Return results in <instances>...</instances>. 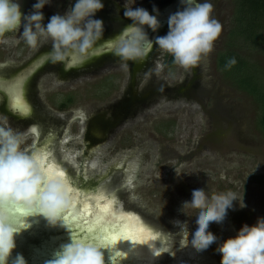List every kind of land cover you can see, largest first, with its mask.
<instances>
[{
    "label": "rangeland",
    "instance_id": "rangeland-1",
    "mask_svg": "<svg viewBox=\"0 0 264 264\" xmlns=\"http://www.w3.org/2000/svg\"><path fill=\"white\" fill-rule=\"evenodd\" d=\"M174 1L103 0L104 8L95 18L104 22L102 38L108 40L104 42H113L131 23L124 18L125 8L142 7L152 13L155 6L160 12ZM74 2L51 0L42 10L44 24L51 16L70 10ZM207 2L213 5L212 17L221 23L222 31L212 50L195 67L165 64L163 68L158 63L157 78L148 83L146 77L132 91L130 62L119 57L105 56L67 72L63 64L47 62L26 88V97L41 100L52 114L56 113L53 120L61 117L60 123L53 122L61 133L53 144V157L67 173L73 193L89 196L106 188L100 196L107 200L106 195L118 198L115 211L138 215L156 236L159 234V243L167 249L156 264H220L221 255L216 251L219 244L235 237L243 225L253 226L258 218H264V136L255 126L256 108L245 93L223 79L217 66L216 56L228 49L235 0ZM160 32L164 36L168 28ZM21 33H6L0 38V77L4 81L51 51L50 40L32 48L20 38ZM250 35H232L230 44H248L244 39ZM260 49H255L251 60L240 57V71L229 68L226 75L237 81L247 80L250 75L253 84H264V51ZM151 52L149 58L162 53L167 62V53L158 47ZM65 96L73 99L72 104L57 112V104ZM2 101L0 97V125L22 133L25 139L21 148L30 154L35 141L27 131L11 125L22 122L3 112ZM94 122H99L97 134L92 131ZM103 127L104 138L98 133ZM195 188H203L209 196L227 191L244 193L246 207L230 210L223 223L210 225L209 231L218 240L206 251L197 253L189 246L190 254L184 255V250L177 253L182 235L170 221L187 220L191 228L194 210L182 208V204L191 199ZM168 234L171 235L165 242L162 237ZM148 236L142 237L147 239L143 249L154 252L155 242L151 239V243ZM175 253L181 259L174 260ZM170 254L174 256L166 261ZM156 255L157 252L153 259Z\"/></svg>",
    "mask_w": 264,
    "mask_h": 264
},
{
    "label": "clouds",
    "instance_id": "clouds-1",
    "mask_svg": "<svg viewBox=\"0 0 264 264\" xmlns=\"http://www.w3.org/2000/svg\"><path fill=\"white\" fill-rule=\"evenodd\" d=\"M50 4L51 0H36L32 11L25 15L19 0H0V38L22 28L20 38L32 48L50 40L48 59L54 65L63 64L66 72L71 71L91 58L103 36L104 22L95 17L103 10L104 3L103 0H75L70 10L51 16L45 25L42 10ZM212 12L213 5L207 0H180V9L168 18L167 34L150 38L148 30L156 33L161 27L158 9L153 6L149 13L142 7L125 8L124 18L131 23L124 28L114 55L125 62H139L146 59L153 47H158L181 67H195L212 50L222 31L221 23L212 17ZM73 58L78 63H73ZM235 62L234 58L230 59L226 67ZM32 132H36L34 127ZM24 139L11 126L0 125V264H10V261L26 264L22 255L12 259L15 236L21 229L13 217L39 216L48 225L56 226L72 204L65 179L59 175L49 177L46 169L50 165L46 166V159L21 148ZM237 207L241 210L246 207L244 193L227 191L209 196L203 188H195L191 199L182 204V208L194 210L191 228L187 220L176 219L170 223L182 235L181 247L190 246L200 253L218 240L209 231L210 225L223 223L228 212ZM170 235L162 239L167 242ZM102 249L70 236V243L61 247L52 264H105ZM216 251L221 255L220 264H264V218H258L253 226L243 225L235 237L220 243Z\"/></svg>",
    "mask_w": 264,
    "mask_h": 264
},
{
    "label": "flooded vegetation",
    "instance_id": "flooded-vegetation-1",
    "mask_svg": "<svg viewBox=\"0 0 264 264\" xmlns=\"http://www.w3.org/2000/svg\"><path fill=\"white\" fill-rule=\"evenodd\" d=\"M25 2L26 3H24L25 4L24 5L23 0L22 1L19 0L22 13L27 15L32 11V6L36 3V0H25ZM164 8L161 9V12L163 11ZM167 28H168V24L165 27H163V31H164V29L166 31ZM22 30L23 29L21 28L19 30V32H21ZM122 32H121V34H122ZM17 33L18 32H16V34ZM165 33L167 34V32H165ZM13 34H15V33H13ZM121 34H120V36L115 38V40L113 42H106L105 43L104 41H108V40H104L105 39L104 37L101 38L97 42V44L95 45V48H94L93 53L91 55V58L86 63H84L83 65L92 63L93 60H100L101 58H103L105 56L111 55L113 57H117L116 55H114V51H112V50H114L115 46L118 44V42H119L118 39H120ZM155 36H161V32H159V34H157V32L153 33V38ZM102 39H103V41H102ZM109 40H112V39H109ZM150 53H152V52H150ZM161 54H160V57L156 56V57H154V59H153V57L149 58V56H150L149 55L143 61H139V62L129 61L130 62V69H131V74L129 76V85L133 89L132 91L135 90V87H136L135 84L137 82L141 83V81H143L146 77H148V80H147L148 83H151L152 81H154L155 78H157L156 73L158 71V63H160V65H162L163 68H165V64L167 65V67H172L170 65V63L173 60V57L171 55L167 54V56H166L167 62H165L163 60L165 57L162 56ZM47 62H51V61L48 59V54H45L41 58L33 61L32 64L30 63V65L25 67V69H22L21 72L19 74H17L16 76H14L11 80L4 81V78L0 77V97L3 98V101H4V102L2 101V107L1 108H2L3 112L6 115H8L9 117L22 122V123H20V125L11 123V125L13 127L20 128V130L22 132L27 131L28 134L30 135L31 139H33L35 141L31 147V149L29 150L30 154H36V155L40 154L42 156H45L46 157V166L50 165V166L55 167L58 170L60 169L61 171H63L65 173V178L67 179V173L59 164H57V162H56L57 160L53 157L54 153L52 150L54 142L61 138V133L56 131V126L55 127L53 126V124H54L53 122L60 123L61 120H59L58 118H61V117H57V119L53 120L56 113L53 112V114H52L51 113L52 111L47 109V106L41 103L42 102L41 100L33 98V97H26L27 96V92H26L27 83L30 81V79H32V77L35 75V73H37V71L40 68H42L44 66V64ZM173 63H174V65H176L174 60H173ZM83 65H78L77 67L83 66ZM30 70H33V71L28 73ZM108 80H110V79H108ZM13 83H16V85H14L13 88L10 87L9 89H6L4 87V85H6V84L8 86H10ZM21 85H22V90H23V96H24L27 104L30 106L31 112L28 114V116H25V117H23V116L18 117V115L12 116L10 114V111H13L12 108L14 107L13 98H14L15 93L18 91V89ZM70 98L71 97H69V96H65L57 104L56 111L57 112H59V111L63 112L65 110H67V108L72 104V101H73V99L71 98V100H70ZM17 113H19V112H17ZM97 124L99 125V122H94V125L92 126V131L95 134H97L96 133L97 132L96 131ZM33 127H35L37 129L36 132H32ZM105 131H106L105 127H103V129H98L99 134H103V133H105ZM54 134H56L55 136H58V138L55 139V137H53ZM105 136H106V134L102 135L103 138ZM99 138H101V137H99ZM103 138H101V139L103 140ZM104 190L102 193L97 194V195H92V196L97 197V196L102 195L103 193H106ZM72 194H74V193H72ZM106 197L108 199H110L111 201H113L112 204H113L114 210H115V204H116L118 198H115V197L109 198L107 195H106ZM115 212L117 213V212H123V211H115ZM133 216H137L140 219V221L142 222L141 225L144 226V228L148 234L155 235V231L150 226L146 225L145 222L138 215H133ZM156 234H157V236L156 235L155 236L157 238L155 239L154 246L157 249V255H156L157 257H155L154 262L152 264L157 263L158 256H160V254L163 252V251H161V249L164 248V246H162L159 243L158 233H156ZM182 250H184V252H186V253H184V255L190 254L189 252H187L188 251L187 247H181V246H180L177 253H179V251H180V253H182ZM170 256H174V255L173 254L167 255L166 261L170 258ZM175 257L177 258V254L174 256V258ZM180 257H181V255H180ZM176 258L174 260H176ZM162 261H164V260H159V263Z\"/></svg>",
    "mask_w": 264,
    "mask_h": 264
},
{
    "label": "snow or ice",
    "instance_id": "snow-or-ice-1",
    "mask_svg": "<svg viewBox=\"0 0 264 264\" xmlns=\"http://www.w3.org/2000/svg\"><path fill=\"white\" fill-rule=\"evenodd\" d=\"M72 62L78 63V60L73 58ZM13 105L14 109L22 114H29L31 112V108L27 104L23 96L22 85L14 95ZM37 156L46 159L45 156H42L40 154H37ZM46 174L49 177L56 175L61 176L65 179L69 187L71 194L70 198L72 201V210L65 214L62 217V220L72 222V224L76 228L74 238H76L77 240L91 242L98 247L106 249L115 245L118 241L121 240L136 243L144 233L145 230L143 228H137L133 225L125 224L124 222L128 219L127 217H116L114 214H112L110 212V209L113 201L107 200L103 196L95 197L94 202L86 203L83 208H77V204L79 202V194H72L73 189L69 186V182L65 178V173L53 166H50L46 169ZM93 208H96L99 211L98 216H93ZM13 221L14 223H18L16 217H13ZM81 223L84 225V227L82 228L79 226ZM148 239L155 240L156 236L149 234ZM143 242L147 241L144 240Z\"/></svg>",
    "mask_w": 264,
    "mask_h": 264
},
{
    "label": "trees",
    "instance_id": "trees-1",
    "mask_svg": "<svg viewBox=\"0 0 264 264\" xmlns=\"http://www.w3.org/2000/svg\"><path fill=\"white\" fill-rule=\"evenodd\" d=\"M234 4L233 28L229 34L228 43L226 42L228 49L221 51L216 56L217 66L224 80L239 92L245 93L251 99L257 112L255 126L258 132L264 136V84H258L256 82L253 84L250 75H247L249 76L247 80L242 79L239 81L235 80L232 76L226 75V71L229 68H233L234 71H240L243 64L237 67V61L241 59L240 57L243 60H251V55L252 57L255 55L256 48L260 47V50L264 51V0H240V2L239 0H235ZM235 34L238 37H241L243 34H251L247 40L244 39L248 44L241 45L239 42V47H237V44L233 47L230 44V38ZM243 56H246V58H243ZM233 58L236 61L235 64L231 67H226L228 61ZM170 65H174L173 60Z\"/></svg>",
    "mask_w": 264,
    "mask_h": 264
},
{
    "label": "water",
    "instance_id": "water-1",
    "mask_svg": "<svg viewBox=\"0 0 264 264\" xmlns=\"http://www.w3.org/2000/svg\"><path fill=\"white\" fill-rule=\"evenodd\" d=\"M178 8H180V0H175L174 3L166 6L162 12H168L170 16L171 14L175 13ZM159 22L161 27L159 28L158 33L160 32L161 28L165 27L168 24L166 22V19L159 20ZM148 34L149 37H152L153 35L150 30H148ZM31 71L33 70H30L28 73H30ZM14 85H16V83L11 84L10 86L6 84L4 85V87L6 89H9L10 87L13 88ZM12 110L13 111H10V114L12 116H28V114H22L20 112L17 113L14 107L12 108ZM101 190L103 191L104 189ZM97 194L94 192L91 195ZM83 195L86 194H81L80 196L82 197ZM16 218L21 228L19 233L17 234L19 240L18 243H16L17 245L19 244L20 247L15 249L16 253L12 254V259H14L19 254L23 256L26 261V264H52V262L56 259L57 253L61 250L62 245H64V243L61 242L59 239L69 237L71 234L66 236V233L69 231L67 230L66 233L64 230L61 231L59 229L60 226H58L60 225L59 223L56 226H50L47 224L46 221L42 222L41 217H26L23 219H21L20 217ZM73 230L76 232V228ZM105 264L110 263L105 261Z\"/></svg>",
    "mask_w": 264,
    "mask_h": 264
},
{
    "label": "bare ground",
    "instance_id": "bare-ground-1",
    "mask_svg": "<svg viewBox=\"0 0 264 264\" xmlns=\"http://www.w3.org/2000/svg\"><path fill=\"white\" fill-rule=\"evenodd\" d=\"M168 16H169L168 12H161L160 11L159 15H158V20H162L164 18V19H166V22H167L168 18H169ZM157 34H159V33L157 32ZM151 38H153V35H152ZM73 195H75V194H73ZM94 198H95L94 196H91V195L87 196V194L83 195L82 197L79 196V198H78L79 202L77 204V208H83L86 203L94 202ZM71 210H72V204L70 206V209L65 214H67ZM92 211H93V216L94 217L99 215V211L96 208H93ZM110 212L112 214H114L116 217H120V216L127 217L128 219L124 222L125 224H130V225H133V226H135L137 228H143L145 230L144 226L141 225L142 222L140 221V219L136 218L137 216L136 217L133 216V215L129 216V215L125 214L124 212L116 213L115 210H114L113 204L111 206ZM31 217H39V216H31ZM41 219H42V222L45 221L42 217H41ZM117 223H119V222H117ZM59 224L60 225H58V226H60L59 229L61 231L64 230L65 233L67 232V230L69 231V232L66 233L67 234L66 236L71 234L70 236L74 237L75 231L73 229H75V226L72 224L71 221L62 220L61 223H59ZM79 226L81 228L84 227V225L82 223ZM70 231H72V232H70ZM145 234H148L146 232V230L144 231L142 236L137 240L136 243H133L131 241L121 240V241H118L115 245H113V246H111L109 248L102 249V251L104 252V256H105V261L109 262L110 264H151V262L154 260L153 257H154V255L156 254L157 251L155 250V246H154L155 243L152 244V246H153L152 250L154 252H151V251L148 252V251L143 249L144 245L147 246L146 243L144 244V242H143L144 240H142V237ZM70 236L66 237V238L64 237V238L59 239V240L61 242H63L64 245H66V244L70 243ZM18 240H19L18 239V235H16L15 236V243H18ZM154 242H155V240H154ZM151 243H153L152 240H151ZM18 247H20L19 244L18 245L16 244V248L15 249H17ZM15 249H14L12 254L16 253ZM179 257H180V255H178L177 258L175 257L176 260ZM180 259H181V257H180ZM194 261H197V259L194 260Z\"/></svg>",
    "mask_w": 264,
    "mask_h": 264
}]
</instances>
